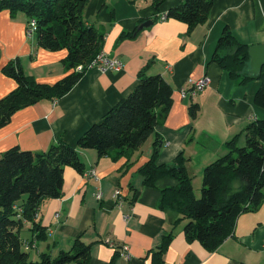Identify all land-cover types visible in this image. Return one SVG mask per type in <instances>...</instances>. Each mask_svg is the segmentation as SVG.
Masks as SVG:
<instances>
[{"label": "crops", "instance_id": "obj_1", "mask_svg": "<svg viewBox=\"0 0 264 264\" xmlns=\"http://www.w3.org/2000/svg\"><path fill=\"white\" fill-rule=\"evenodd\" d=\"M181 2L166 0L157 11L152 0H89L84 19L104 34L102 53L119 59L123 70L102 73L101 65H93L67 95L21 109L0 128V157L12 148L46 153L60 139L76 148L92 125L135 90L142 74L160 75L173 88L170 110L164 116L157 110L155 133L139 149L112 151L102 158L95 150H79L84 174L66 167L62 198L45 199L40 205L36 222L45 228V239L37 240L30 222L22 229L28 237L23 238V232L21 237L32 243V261L40 262L42 255L54 260L73 251L79 239L90 246L88 264H264V200L241 214L232 235L209 252L186 238V222H177L176 211L159 207L162 192L178 182L163 178L147 187L140 174L158 141L157 164L172 166L183 155L196 194L205 168L225 156L233 140L243 147L247 126L264 118V109L255 103L261 81L239 85L211 62L225 28L241 44H264V0H213L208 22L191 33L179 21H160ZM147 21L153 24L140 29ZM27 23L23 13L0 12V100L17 87L2 71L13 59H20L25 72L41 84L54 85L68 74L67 51L40 48L35 37H29ZM135 29L133 38L120 40ZM204 76L210 85L195 97L182 98V91L189 92ZM193 105L199 107L196 118L191 116ZM93 171L98 180L90 177ZM117 190L121 194L115 198Z\"/></svg>", "mask_w": 264, "mask_h": 264}, {"label": "trees", "instance_id": "obj_2", "mask_svg": "<svg viewBox=\"0 0 264 264\" xmlns=\"http://www.w3.org/2000/svg\"><path fill=\"white\" fill-rule=\"evenodd\" d=\"M165 1L152 0V3L158 11ZM88 3L89 0H0V12L8 11L11 16L23 13L28 25L35 21L34 37L40 48L68 53L64 60L68 74L54 85L37 82L25 72L18 58L2 68L17 87L0 100V128L21 109L67 95L93 66L102 53L104 34L87 25L84 11ZM212 8L213 0H182L168 11L167 19L185 24L191 33L208 22ZM137 33L138 29L123 33L120 40L133 38ZM250 47L237 42L229 28H225L211 62L239 85L261 81L255 103L264 109V67L257 76L249 72ZM172 102L173 88L162 76L142 74L135 90L92 125L80 137L76 148L60 139L46 153L19 148L5 152L0 157V264H88L90 246L79 239L73 251L62 252L54 260L42 255L40 262L32 261L24 246L27 241L21 237L25 223H32L37 240L45 239V228L36 222L40 205L45 199L62 198L66 167L84 174L79 150H95L102 158L112 151L139 149L155 133L160 117L157 110H161V116L166 115ZM198 111V105L191 107L192 118L197 117ZM245 138L243 147H238L236 140L228 143L229 152L205 168L201 198L195 196L193 178L187 172L183 155L172 166L157 164L158 141L151 160L140 170L147 187H154L163 178L178 182L176 187L162 192L159 207L176 211L177 222H186V238L198 241L209 252L217 250L232 235L241 214L257 209L264 200V118L247 126ZM24 195L27 198L18 207L22 209L19 214L15 205ZM170 240L171 236L164 242L162 252Z\"/></svg>", "mask_w": 264, "mask_h": 264}, {"label": "built area", "instance_id": "obj_3", "mask_svg": "<svg viewBox=\"0 0 264 264\" xmlns=\"http://www.w3.org/2000/svg\"><path fill=\"white\" fill-rule=\"evenodd\" d=\"M167 20V15H161L160 16V21H166ZM33 26H35V21L30 22V25H28L27 27V33L29 35V37L34 36L35 33H33ZM121 71L123 70V64L122 62L117 59V58H109L107 56L106 59H104L102 67L99 69L100 72L105 73L108 71ZM211 83V79L208 76H204L203 78L197 80L196 82L192 83V87L190 89L189 92H184L182 91V98H185L187 94H190L192 97H195L197 94L203 92ZM91 178L98 180V177L96 176V173L93 171L91 172ZM121 192L120 190H117L115 192V198H118L120 196ZM97 198L101 199V193L98 192L97 193ZM18 206L20 205H15V211L18 213ZM58 216V215H57ZM32 247V243L27 241V247H26V251L30 250ZM127 247H125L123 250L127 251ZM124 255V252H123ZM127 257V256H126Z\"/></svg>", "mask_w": 264, "mask_h": 264}, {"label": "water", "instance_id": "obj_4", "mask_svg": "<svg viewBox=\"0 0 264 264\" xmlns=\"http://www.w3.org/2000/svg\"><path fill=\"white\" fill-rule=\"evenodd\" d=\"M152 24L153 23L151 21H147L140 26V29L147 28ZM249 56H250L249 72L252 75L257 76L260 74L262 68L264 67V44L250 47Z\"/></svg>", "mask_w": 264, "mask_h": 264}, {"label": "rangeland", "instance_id": "obj_5", "mask_svg": "<svg viewBox=\"0 0 264 264\" xmlns=\"http://www.w3.org/2000/svg\"><path fill=\"white\" fill-rule=\"evenodd\" d=\"M33 37V36H32ZM23 68H24V66H23ZM25 69V68H24ZM32 77V76H31ZM34 78V77H33ZM35 79V78H34ZM36 80V79H35ZM198 181H199V177H198ZM198 181H196L194 184H195V187L197 188V184H198ZM200 185H201V188H200V190H199V192L198 191H196V196H197V198H201V190H202V187H203V181L200 183ZM195 192V191H194ZM26 196L24 195L18 202H17V204H22V203H24L25 202V200H26ZM23 232V231H22ZM22 236H23V238L25 237H28V233L27 232H23V234H22ZM29 252V251H28ZM29 254L31 255L32 254V252L30 251L29 252ZM31 258H33V255H31Z\"/></svg>", "mask_w": 264, "mask_h": 264}, {"label": "bare ground", "instance_id": "obj_6", "mask_svg": "<svg viewBox=\"0 0 264 264\" xmlns=\"http://www.w3.org/2000/svg\"><path fill=\"white\" fill-rule=\"evenodd\" d=\"M36 30V23L35 26H33V33H35ZM107 57L105 56V54L101 53L94 61L93 65H101L103 64L104 59H106ZM18 213L21 214L22 213V209H18ZM25 249L27 247V242L24 243Z\"/></svg>", "mask_w": 264, "mask_h": 264}]
</instances>
